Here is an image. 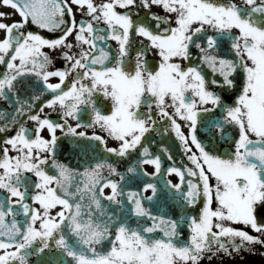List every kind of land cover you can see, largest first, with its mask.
<instances>
[{"label": "snow or ice", "instance_id": "snow-or-ice-1", "mask_svg": "<svg viewBox=\"0 0 264 264\" xmlns=\"http://www.w3.org/2000/svg\"><path fill=\"white\" fill-rule=\"evenodd\" d=\"M0 6V264H264V0Z\"/></svg>", "mask_w": 264, "mask_h": 264}, {"label": "flooded vegetation", "instance_id": "flooded-vegetation-1", "mask_svg": "<svg viewBox=\"0 0 264 264\" xmlns=\"http://www.w3.org/2000/svg\"><path fill=\"white\" fill-rule=\"evenodd\" d=\"M0 10H3V11H7L9 13H11L13 11V9L11 8H4L3 6H0ZM156 11H158V9H154ZM13 18H17L18 19V16L17 17H13ZM53 115H55V113H53ZM169 143H171L169 141ZM153 148L155 150V145H153ZM172 151L174 153H176L175 155V162L177 163V165H179V163L182 161V156L177 152L175 146L173 145L172 146ZM145 167H147L148 171H152V166L150 165H146ZM164 179H171L173 181H176L178 178L173 174L171 176H165ZM261 260H262V257L257 254L256 256H248L247 254H244V259H240L239 257H237L236 259L234 260H230V259H218L216 257H213L211 260H208V259H205L202 264H261Z\"/></svg>", "mask_w": 264, "mask_h": 264}]
</instances>
